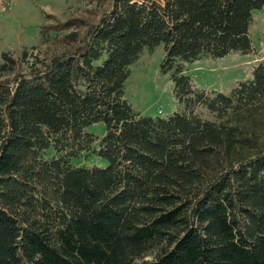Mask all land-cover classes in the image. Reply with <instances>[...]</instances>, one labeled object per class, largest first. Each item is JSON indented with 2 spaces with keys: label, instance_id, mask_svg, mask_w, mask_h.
Wrapping results in <instances>:
<instances>
[{
  "label": "trees",
  "instance_id": "obj_1",
  "mask_svg": "<svg viewBox=\"0 0 264 264\" xmlns=\"http://www.w3.org/2000/svg\"><path fill=\"white\" fill-rule=\"evenodd\" d=\"M95 1L0 54V264H264V64L227 95L183 66L252 53L264 0ZM159 46L181 110L141 117L123 84Z\"/></svg>",
  "mask_w": 264,
  "mask_h": 264
},
{
  "label": "rangeland",
  "instance_id": "obj_2",
  "mask_svg": "<svg viewBox=\"0 0 264 264\" xmlns=\"http://www.w3.org/2000/svg\"><path fill=\"white\" fill-rule=\"evenodd\" d=\"M103 8L95 0H18L5 14H0V54L9 53L17 59L23 51L30 52L31 48L41 52L43 48L39 31L42 26L65 24L76 17L87 19L90 23L95 20L92 15ZM71 31L73 29L63 34ZM248 32L252 53H231L221 59L201 57L192 63L183 64L184 74L191 77L196 88L209 93L229 94L239 82L252 78L254 67L264 64V10L252 13ZM163 57L162 46L152 53L144 50L128 68L129 75L123 84L124 99L141 117L164 119L181 110L173 95L172 72L160 71ZM198 113L208 117L203 109ZM86 131L100 139L105 134V127L103 124H94ZM72 164L87 169L107 167L105 161L93 154H82Z\"/></svg>",
  "mask_w": 264,
  "mask_h": 264
},
{
  "label": "built area",
  "instance_id": "obj_3",
  "mask_svg": "<svg viewBox=\"0 0 264 264\" xmlns=\"http://www.w3.org/2000/svg\"><path fill=\"white\" fill-rule=\"evenodd\" d=\"M18 0H0V14H5Z\"/></svg>",
  "mask_w": 264,
  "mask_h": 264
}]
</instances>
